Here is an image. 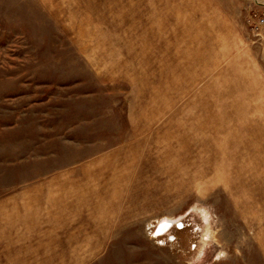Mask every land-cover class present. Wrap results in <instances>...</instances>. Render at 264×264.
<instances>
[{
	"label": "rangeland",
	"instance_id": "374dc122",
	"mask_svg": "<svg viewBox=\"0 0 264 264\" xmlns=\"http://www.w3.org/2000/svg\"><path fill=\"white\" fill-rule=\"evenodd\" d=\"M254 9L0 0V264H264Z\"/></svg>",
	"mask_w": 264,
	"mask_h": 264
},
{
	"label": "built area",
	"instance_id": "2783aa9c",
	"mask_svg": "<svg viewBox=\"0 0 264 264\" xmlns=\"http://www.w3.org/2000/svg\"><path fill=\"white\" fill-rule=\"evenodd\" d=\"M255 9L252 12L249 23L254 35L260 36L264 28V0H252Z\"/></svg>",
	"mask_w": 264,
	"mask_h": 264
},
{
	"label": "water",
	"instance_id": "95a60500",
	"mask_svg": "<svg viewBox=\"0 0 264 264\" xmlns=\"http://www.w3.org/2000/svg\"><path fill=\"white\" fill-rule=\"evenodd\" d=\"M170 226V224L168 223L167 225H164V228H163V226L160 228V231L162 232H164L168 227ZM166 227V228H165Z\"/></svg>",
	"mask_w": 264,
	"mask_h": 264
},
{
	"label": "bare ground",
	"instance_id": "6f19581e",
	"mask_svg": "<svg viewBox=\"0 0 264 264\" xmlns=\"http://www.w3.org/2000/svg\"><path fill=\"white\" fill-rule=\"evenodd\" d=\"M167 224H168V223H167ZM167 224H165V225H167ZM163 228H164V227H163ZM165 228H166V227H165ZM167 229H168V228H167ZM167 229H166V230H167Z\"/></svg>",
	"mask_w": 264,
	"mask_h": 264
}]
</instances>
